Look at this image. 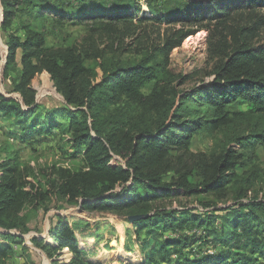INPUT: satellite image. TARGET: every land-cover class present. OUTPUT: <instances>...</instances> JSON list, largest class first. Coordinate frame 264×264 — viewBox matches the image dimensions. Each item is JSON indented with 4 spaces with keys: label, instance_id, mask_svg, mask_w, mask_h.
Returning <instances> with one entry per match:
<instances>
[{
    "label": "trees",
    "instance_id": "16d2710c",
    "mask_svg": "<svg viewBox=\"0 0 264 264\" xmlns=\"http://www.w3.org/2000/svg\"><path fill=\"white\" fill-rule=\"evenodd\" d=\"M77 1L64 10L55 0H0L6 47V53L0 48V58L5 59L0 82L11 84L8 93L0 91V119L16 118L13 126L22 127L27 135L62 132L74 155L80 153L86 161L77 171L57 168V176L35 184L20 168L16 151L0 158V236L6 240L0 241V262L12 253L8 241L24 240L25 205L56 198L83 211L141 215L132 224L136 233L148 225L170 227L175 221L204 226L210 235L219 228L217 240L226 247L223 253L192 263H239L242 258L236 260L240 253L231 241L242 237L244 218L264 211L261 202L244 199L258 176L237 172L244 159L241 151L264 144V41H252L264 19L251 20L264 0H182L155 17L144 15L139 21L153 20L151 35H157H150L149 52L133 63H125L122 55L136 48L141 52L148 40L144 31L121 28L137 25L135 8ZM20 6H25L29 22H16ZM56 17L93 25L91 31L104 29L107 42H97L90 35L81 42L50 46L43 26L35 24L49 18L59 21ZM176 20L199 27L204 20L216 23L206 26L209 57L215 60L212 78L175 93L159 75L169 72L168 54L198 32L172 26ZM162 24L169 26L164 32ZM42 73L63 96V106L49 109L38 100L32 82ZM151 82L153 86L144 92ZM209 127L223 131L220 151H195L193 133ZM231 188L236 195L227 205L207 200L172 212L150 203L181 192H204L220 199ZM84 220L58 212L49 229L51 240L34 237V243L51 264H102L90 257L95 249L81 246L75 225ZM208 239L202 235L196 242ZM187 243L186 237L165 238L160 248ZM254 247L264 256V241L255 239ZM65 248L71 252L69 257Z\"/></svg>",
    "mask_w": 264,
    "mask_h": 264
},
{
    "label": "rangeland",
    "instance_id": "374dc122",
    "mask_svg": "<svg viewBox=\"0 0 264 264\" xmlns=\"http://www.w3.org/2000/svg\"><path fill=\"white\" fill-rule=\"evenodd\" d=\"M64 10H69L73 5H77V0H55ZM96 1L105 5H112L114 2L122 5H131L135 8L134 23L121 25V28H132V30L144 31L147 41L143 44L141 52L136 48L134 52L124 53L122 60L125 63H133L144 57L149 52L150 35L153 34L151 19L139 21V18L146 16L155 17L161 12H166L172 7H176L182 0H86ZM179 1V2H178ZM206 1V0H202ZM207 2V1H206ZM139 8V9H138ZM59 21H50L45 19L36 22V26H43L47 42L50 46L63 45L66 46L74 41L81 42L85 36H93L97 42L105 41L107 31L104 29L91 31L93 25H86L78 21H73L69 17H56ZM264 19V5H258L253 11L251 20L258 22ZM16 22H29L31 19L26 13L25 6L18 8ZM202 27L198 25H190L185 20H176L172 26L198 29L197 34L187 37L182 45L173 49L168 54L167 68L168 74L160 73L159 77L163 84H168L171 89L176 92L190 89L202 84L212 78L211 72L215 66V60L209 57L207 42V25L214 24L216 21L208 23L204 20ZM0 16V24H1ZM41 27V26H40ZM98 27V26H97ZM157 27V26H156ZM169 27L166 24L161 25L162 32ZM171 33L169 32V35ZM157 35V34H155ZM151 35V37H155ZM253 42L264 41V25H258L257 30L253 33ZM161 40V39H160ZM159 40V41H160ZM100 45V44H99ZM104 47L105 45H100ZM0 48L6 53L4 44V35L0 27ZM21 54L19 52L18 59ZM20 61V60H19ZM5 59L0 58V79L1 69ZM164 80V81H163ZM33 87L38 90V100L49 108L54 109L63 106V96L55 90L51 79L46 73L37 75L33 82ZM145 86L144 92L152 87ZM11 89L10 82L5 84L0 82V91L8 93ZM171 98V97H169ZM246 107V106H244ZM16 118L0 119V148L7 147L9 150H0L2 154L0 158L6 157L10 152L18 153V164L20 168L25 169V176L35 184L38 181H46L50 176H57V168H67L71 171H77L86 165V161L82 154L74 155L75 150L67 143V137L62 132L56 134H40L27 135L20 126H13ZM62 124L65 120L61 119ZM193 149L195 151H205L207 153H215L220 151L223 131L215 128H205L193 133ZM244 153V159L237 172L241 175L256 174L258 181L248 191L245 201L255 200L264 205V144H257L253 148L241 151ZM262 181V182H261ZM198 182V179H196ZM236 193L230 190L227 196L218 198L213 194L201 193H185L171 196L160 197L154 203V207H165L170 211L184 210L183 208H192L198 206L199 203L210 200L218 202L219 205L227 202L225 205L234 201L233 197ZM248 210H246L247 212ZM61 213L66 216H80L85 219L81 224L75 225L78 232L81 246L88 250L95 249L90 252V257L97 263L102 264H193L192 260H200L201 262L208 255L223 253L225 246H221L217 239L220 238L221 229H217L218 233L210 235L205 227H199L192 222L180 225V221H175L173 226L156 228L155 226H145L139 233L132 224L140 219L141 215L115 214L99 211H83L80 206L70 204L65 199L57 200L56 198L45 203L36 204L34 201L25 205L22 210L26 228L22 229L24 240L18 239L8 241L12 248V253L0 264H51V260L41 247L34 243V237L45 241L51 240L50 227L56 221V214ZM263 214V215H262ZM72 216V217H71ZM181 220L182 215L178 216ZM186 217V215H185ZM128 219L129 222H126ZM87 220V221H86ZM76 220H71V222ZM244 229L242 237L237 241H231L234 248L240 253L236 255V260L242 258L237 264H264V256L253 251L255 249V239L264 241V211L259 216H250L244 218L242 223ZM231 228V227H228ZM211 230L213 227L210 228ZM202 235H208V241L196 242ZM186 237L188 243L182 246H169L160 248V244L165 238ZM150 240V241H149ZM0 241H6L0 236ZM158 244V245H157ZM156 247V250H154ZM65 256L69 257L71 252L65 248ZM245 256L249 259L248 261Z\"/></svg>",
    "mask_w": 264,
    "mask_h": 264
},
{
    "label": "water",
    "instance_id": "95a60500",
    "mask_svg": "<svg viewBox=\"0 0 264 264\" xmlns=\"http://www.w3.org/2000/svg\"><path fill=\"white\" fill-rule=\"evenodd\" d=\"M1 20H3V19H1Z\"/></svg>",
    "mask_w": 264,
    "mask_h": 264
}]
</instances>
